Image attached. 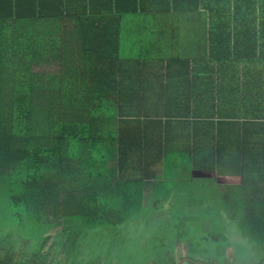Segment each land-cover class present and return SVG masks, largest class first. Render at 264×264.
<instances>
[{
	"label": "crops",
	"instance_id": "0c3cea01",
	"mask_svg": "<svg viewBox=\"0 0 264 264\" xmlns=\"http://www.w3.org/2000/svg\"><path fill=\"white\" fill-rule=\"evenodd\" d=\"M208 2L196 5L190 11L191 17L178 23L151 19L122 22L116 34L119 57L116 74L110 64L113 53L112 57L99 56L96 41L86 48L74 44L64 49L61 37H67L72 26L44 23L49 33L43 42V54L48 60L37 66L47 69L41 75L46 80L51 67L60 69V63L67 60L88 61L87 67L69 70L71 80L66 85L69 91H81L88 86V91L110 93L114 78L119 79L122 96L115 99L113 108L116 111L121 107L123 116L116 115L113 125L110 115L98 117V113L89 112V117H93L89 119L90 125L95 119L97 125L110 131L118 127L115 120L140 121L146 115L162 123L168 121L161 132L152 128L146 131L148 151H152L146 167L138 150L141 135L134 133L139 128L123 127L120 134L123 151L108 149L101 155L107 170L115 172L120 162L121 174L142 181L139 182L144 187L141 214H147L153 207L168 206L164 210L169 216H178V222L200 218V224L204 223L201 228L207 232L219 231L221 228L213 225L225 217L228 221L238 220L242 236H247L249 229L244 223L253 219V214L246 207L264 206V0H238L225 6L218 0ZM211 6H216V14L228 12L229 17L240 20L203 22L198 15L210 13ZM175 8L168 6L169 11ZM250 14L254 21H248ZM55 29L59 33L55 34ZM109 33L112 39V27ZM55 35L61 36L58 41H54ZM121 35L134 44L127 54L119 49ZM1 43L0 62L7 65L0 67V81L15 78L16 82L17 63L22 54L18 47L26 46L25 40L10 37ZM89 59L92 63L100 62L95 66L97 69L90 65ZM104 63L107 66L101 72ZM33 66L36 65L32 64L31 73ZM77 74L87 76L88 84L74 83ZM149 131L153 134L149 135ZM105 142L117 145V139L112 141V137ZM133 148L135 152L131 151ZM191 199L203 205L199 212L184 210L191 205ZM260 217L264 220V209H260ZM177 227L183 235L188 230ZM187 245L178 241L174 252L164 261L190 263ZM180 246L183 250H179ZM226 250L222 260L228 259ZM152 254L163 260V252ZM191 259L205 261V258ZM231 260L239 264L245 261L241 256H233ZM95 261L102 264L100 256Z\"/></svg>",
	"mask_w": 264,
	"mask_h": 264
},
{
	"label": "trees",
	"instance_id": "16d2710c",
	"mask_svg": "<svg viewBox=\"0 0 264 264\" xmlns=\"http://www.w3.org/2000/svg\"><path fill=\"white\" fill-rule=\"evenodd\" d=\"M218 1L225 6L238 0ZM203 3L209 4L208 0H0V43L10 37L24 39L26 43L18 47L22 54L17 63L16 82L15 78L0 81V194L6 197L13 216L18 218L15 228L7 231L0 228V264H53L48 260L49 251L43 252L44 248L73 242L86 231L110 229L138 219L143 210L142 181L121 174L120 162L115 172L107 170L101 155L108 149L123 151L120 143L123 127L139 128L134 133L141 135L138 150L141 163L146 167V159L152 155V151H148L146 131L152 128L161 132L168 124V121L162 123L146 115L140 121L119 119L116 123L115 120L118 127L110 131L97 125L95 119L90 125L89 112L98 113V117L110 115L113 125L116 115L123 116L121 107L116 111L113 108L115 99L122 96L119 79L114 78L110 93L88 91V86L81 91H69L66 88L71 80L69 70L87 67L88 61L80 60L63 62L59 74L52 72L46 80L34 79V74L39 72L35 67L48 60L43 54V42L49 33L44 23L72 26L67 37L60 36L64 39V49L74 44L86 48L96 41L99 56L112 57L113 53L110 64L116 74L119 60L116 34L126 18L178 23L191 17L190 11ZM168 6L176 8L169 11ZM209 12L198 16L206 23L240 20L229 17L228 12L216 14V6H211ZM251 16H247L248 21L255 20ZM54 33L59 31L55 29ZM55 37L54 41L60 38ZM44 58L46 61H42ZM89 61L93 68L100 65L98 61ZM32 64L36 65L34 73L30 71ZM3 65L7 64L0 62V67ZM105 66L107 63L100 66L101 72ZM74 78V83L88 84L87 76L77 74ZM152 134L149 131V135ZM108 137H112V141L117 139V145L112 142L109 146L110 143L105 142ZM260 209L264 206L246 207L253 219L244 226L249 229L246 237L264 252V220ZM73 221L77 225L74 226ZM25 235L34 239L28 242L35 243L29 245ZM206 248L205 254L208 253ZM263 259L264 255L260 260L263 262ZM222 261L219 263L210 256L203 262L190 263L239 264L235 260ZM95 262L93 264H97Z\"/></svg>",
	"mask_w": 264,
	"mask_h": 264
},
{
	"label": "rangeland",
	"instance_id": "374dc122",
	"mask_svg": "<svg viewBox=\"0 0 264 264\" xmlns=\"http://www.w3.org/2000/svg\"><path fill=\"white\" fill-rule=\"evenodd\" d=\"M130 20L126 18L125 22ZM131 46L132 48L134 47L133 42L126 41L124 36L121 35L119 40L121 52L127 54L131 50ZM61 65L62 63H60ZM35 68L40 70L34 74L35 79H39L42 74L47 72L46 68H41L40 66ZM58 70L55 67H51L50 73L57 71L56 73L59 74ZM90 118L92 119L93 117ZM191 202L193 204L191 203L184 210L189 208L199 212L203 208V205L194 203V199H191ZM162 207H153L147 214H141L138 219L117 227L91 232L86 231L83 236L76 237L73 242L67 241L65 245L55 246L51 249L44 248L43 252L49 251L48 260L53 264H93L98 256H100L102 264H170L164 259L174 252L177 242L183 238V234L176 229V226H178L177 228L182 230L188 229L183 235L187 239L182 243L188 244L190 248L189 254L194 258L213 256L216 260L222 261L223 253L227 249L228 260H231L233 256H241L245 260L243 264H264L260 260L264 255L263 250L257 243L246 236H242L243 233L239 230L240 222L238 220L235 222L228 221L224 217L216 225H213V227L221 228L219 231L207 232L204 228H201L204 223L200 224V218L181 219L178 222V216H169L164 210L168 206ZM216 208L213 209L217 211ZM12 210L11 204L8 203L6 197L0 194V228L5 229V231L16 227L18 218L13 216ZM72 224L74 226L77 225L74 221ZM206 233L209 235L207 236ZM97 235H101V237ZM199 235H205L207 238L201 239ZM16 237L21 244L22 240L18 236V232ZM32 239L30 236L25 235V240H27L29 245L35 243L28 242ZM183 248L180 246L179 250H183ZM204 248L208 250L207 254L204 253ZM160 252H163V260L152 254ZM148 258L149 261L146 262ZM187 260L195 262L191 257H188Z\"/></svg>",
	"mask_w": 264,
	"mask_h": 264
}]
</instances>
